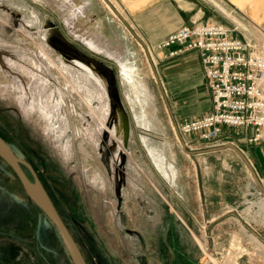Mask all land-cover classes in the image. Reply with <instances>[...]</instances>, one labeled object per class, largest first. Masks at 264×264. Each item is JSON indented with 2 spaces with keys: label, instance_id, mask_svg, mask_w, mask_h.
<instances>
[{
  "label": "rangeland",
  "instance_id": "374dc122",
  "mask_svg": "<svg viewBox=\"0 0 264 264\" xmlns=\"http://www.w3.org/2000/svg\"><path fill=\"white\" fill-rule=\"evenodd\" d=\"M88 1L94 16L105 20V34L127 50L130 80L117 61L74 38L43 0H0V133L44 184L87 264H107L94 244L100 246L103 227L115 213L121 246L112 251L123 259L116 264H143L148 254L156 264L152 242L158 223L126 222L119 213L118 141L110 132L117 124L109 119L108 85L46 43L49 23L116 73L129 131L127 149L120 146L127 154L122 199L127 183L135 185V193L145 183L155 184L162 201L176 183L188 194L185 213L192 218L180 223L200 264H264V180L253 159L232 144L234 138L225 141L223 152L197 139L190 140L191 147L180 144L174 97L158 78L148 51L103 0ZM259 41L264 47V39ZM0 264H73L52 222L2 161Z\"/></svg>",
  "mask_w": 264,
  "mask_h": 264
},
{
  "label": "crops",
  "instance_id": "0c3cea01",
  "mask_svg": "<svg viewBox=\"0 0 264 264\" xmlns=\"http://www.w3.org/2000/svg\"><path fill=\"white\" fill-rule=\"evenodd\" d=\"M103 1L108 8L119 15L124 28L137 40L139 45L148 51L154 67L157 68L158 78L166 85L167 92L174 97L176 103L174 110L178 112L180 120L177 124L213 112V96L208 87L199 51H183L172 56L171 53L180 50L181 47L173 46L170 49L158 50L156 47L159 43L171 33L195 21L223 25L232 30L233 37L244 40L243 31H234L235 26L239 25L241 29L248 30L256 38L264 39V0ZM159 65L161 72L158 69ZM174 119L177 122L175 116ZM238 133L239 135L229 133L224 127L220 140L230 142L229 140L234 138V143L231 141L232 144L241 153L247 155L249 160L253 159L254 170L259 178L264 180V137L258 142H250L255 135L254 129L238 130ZM176 136L178 142L184 147H186L185 143L190 144V140H194V138L178 136L177 133ZM202 145L210 146L208 143ZM222 148L214 150L222 152L226 150ZM127 184L124 185V197L118 205L119 213L126 222L158 223L155 226L156 231L152 242L154 243L155 263L200 264L201 257L196 256V252L195 256H192L194 252L190 244L191 237L180 223L191 221L192 218L188 210L185 213V205L189 203L185 189L181 192L179 185L172 183V189L166 194L167 199L162 201L159 199V193L163 198L164 196L155 184L153 186L145 183L141 192L136 193L138 189L135 185ZM129 186L132 187V192L129 191ZM111 216L110 225L108 223L103 227L102 241L100 242V237L97 238L100 246L95 243L94 248L104 262L116 264L117 260H120L119 263L123 260L112 251L113 248L121 246V239L114 227L119 215L115 213ZM128 232L141 236L138 230L128 229ZM148 247H151L149 243ZM102 250L105 251L104 254ZM148 257H142L143 264H151Z\"/></svg>",
  "mask_w": 264,
  "mask_h": 264
},
{
  "label": "built area",
  "instance_id": "2783aa9c",
  "mask_svg": "<svg viewBox=\"0 0 264 264\" xmlns=\"http://www.w3.org/2000/svg\"><path fill=\"white\" fill-rule=\"evenodd\" d=\"M245 39L231 35L232 30L215 23L193 22L171 33L157 45L158 50L180 46L171 53L197 50L213 96L214 109L202 117L187 119L176 129L182 137L194 138L220 148L223 128L254 129L250 142L264 137V47L248 30ZM185 146L191 147L185 143Z\"/></svg>",
  "mask_w": 264,
  "mask_h": 264
},
{
  "label": "water",
  "instance_id": "95a60500",
  "mask_svg": "<svg viewBox=\"0 0 264 264\" xmlns=\"http://www.w3.org/2000/svg\"><path fill=\"white\" fill-rule=\"evenodd\" d=\"M64 28L66 29L65 26ZM48 29H49V34L47 35L45 41L50 47H52L54 50L59 52L68 61H79L105 79L108 85V92L111 99V117H113L112 118L113 122L115 121L116 124L118 123V119L121 118L123 122V140L121 145H123V147L127 149L128 137H129L128 119L117 86V76L115 71L112 69V67L108 64L107 61L92 54L86 53L80 46L74 43L70 37L58 31L56 29L55 23H49ZM117 151H118L117 152L118 164L116 167V172L120 171L121 182L120 183L117 182L119 185L117 184L116 190H117L118 200L119 202H121L122 197L120 190L122 188V185L124 184V170H125V162H126L127 154L121 148L117 149ZM0 157L8 165L12 167V169L20 179L26 194L52 222L65 246L67 253L71 258L72 263L87 264L76 240L72 236L69 228L63 221L61 215L59 214L50 196L48 195L46 189L40 182L39 178L37 177L33 169L27 163L18 159V157L14 154L11 147L1 137H0ZM20 163L27 165L31 169L34 176V181H31L28 178L23 168L21 167Z\"/></svg>",
  "mask_w": 264,
  "mask_h": 264
},
{
  "label": "bare ground",
  "instance_id": "6f19581e",
  "mask_svg": "<svg viewBox=\"0 0 264 264\" xmlns=\"http://www.w3.org/2000/svg\"><path fill=\"white\" fill-rule=\"evenodd\" d=\"M43 2L47 6L52 8L59 15L60 20L63 22V24L68 29L69 33L74 38L79 40L81 43H83L87 47L91 48L93 51L99 54H103L111 58L112 60L117 61L122 68L123 75L125 76V78H127L128 80L131 79L132 71L129 70L128 64L126 62L127 50L124 48L123 44L119 42L115 43L113 39L109 38L105 34L104 32L105 20L103 22L100 18L97 19L94 16L93 5L90 1L88 0H43ZM231 17H234V16H231ZM69 62L73 63V61H69ZM75 63H78L80 66L84 67L85 69L93 73V71L89 67L84 65L83 63L79 61H75ZM97 79L99 80L98 77ZM48 105H49V102H48ZM110 112H111V109H110ZM110 116L111 114H109V119H110ZM118 117H119V114H118ZM105 126L107 127V125ZM110 132L114 135V138L117 139L118 141L117 148L119 149L121 146V141L123 140V122L121 118L118 119V123L114 131L110 130ZM117 152L118 151L116 150V153ZM261 194H262V200L264 202V193H261Z\"/></svg>",
  "mask_w": 264,
  "mask_h": 264
},
{
  "label": "flooded vegetation",
  "instance_id": "af4514ba",
  "mask_svg": "<svg viewBox=\"0 0 264 264\" xmlns=\"http://www.w3.org/2000/svg\"><path fill=\"white\" fill-rule=\"evenodd\" d=\"M0 137L10 146V144H9V141L0 133ZM11 147V146H10ZM11 149L13 150V152H14V154L18 157V159H20L21 161H23V162H25V163H27L31 168H32V166L30 165V163H28V162H26L25 160H23L20 156H18L17 154H16V152L14 151V149L11 147ZM0 161H2L5 165H6V167L16 176V178L18 179V181L20 182V185H21V187H22V189H23V191L25 192V190H24V187H23V185H22V183H21V181H20V179L18 178V176L16 175V173L14 172V170L12 169V167L10 166V165H8L1 157H0ZM20 165H21V167L23 168V170H24V172L26 173V175L28 176V178L31 180V181H34V176H33V173H32V171H31V169L27 166V165H25V164H23V163H20ZM33 169V168H32ZM33 171H34V169H33ZM35 172V171H34ZM40 180V179H39ZM41 182V181H40ZM42 183V182H41ZM42 185L44 186V184L42 183ZM44 188H45V186H44ZM46 189V188H45ZM46 191H47V189H46ZM47 193H48V191H47ZM25 194H26V192H25ZM48 195L50 196V194L48 193ZM26 196L30 199V197L26 194ZM51 198V197H50ZM31 200V199H30ZM51 200H52V198H51ZM32 201V200H31ZM33 202V201H32ZM52 202H53V200H52ZM34 203V202H33ZM54 203V202H53ZM35 204V203H34ZM36 205V204H35ZM55 205V204H54ZM37 206V205H36ZM38 207V206H37ZM55 207H56V205H55ZM38 209L39 210H41L39 207H38ZM56 209H57V207H56ZM58 210V209H57ZM42 211V210H41ZM43 212V211H42ZM59 212V211H58ZM43 214H44V212H43ZM60 214V213H59ZM45 215V214H44ZM46 216V215H45ZM47 217V216H46ZM63 219V218H62ZM64 221V220H63ZM66 224V223H65ZM67 225V224H66ZM67 227H68V225H67ZM70 230V229H69Z\"/></svg>",
  "mask_w": 264,
  "mask_h": 264
}]
</instances>
